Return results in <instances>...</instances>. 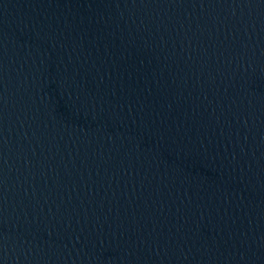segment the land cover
Segmentation results:
<instances>
[{
    "label": "water",
    "instance_id": "95a60500",
    "mask_svg": "<svg viewBox=\"0 0 264 264\" xmlns=\"http://www.w3.org/2000/svg\"><path fill=\"white\" fill-rule=\"evenodd\" d=\"M0 264H264V0H0Z\"/></svg>",
    "mask_w": 264,
    "mask_h": 264
}]
</instances>
